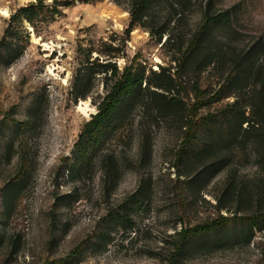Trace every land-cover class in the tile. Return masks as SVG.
<instances>
[{"label":"rangeland","instance_id":"374dc122","mask_svg":"<svg viewBox=\"0 0 264 264\" xmlns=\"http://www.w3.org/2000/svg\"><path fill=\"white\" fill-rule=\"evenodd\" d=\"M38 1L0 0V264H264V165L252 143L230 152L229 165L207 184L190 187L185 173L196 167L189 156L194 143L181 158L185 130L176 122L157 124L137 109L135 126L106 144L121 148L129 159L113 188L112 181H102L94 159L81 178L68 173L82 127L106 93L97 77L86 99H74V76L86 63L87 48L94 43L95 58L108 48L103 41L116 38L120 68L142 64L147 73L176 62L172 46L163 44L166 38L159 42L141 26L124 40L131 21L126 4L72 0L66 6V0H44L42 9L26 18L21 11ZM192 1L188 22L195 30L208 0ZM215 2V9L231 10L233 23L218 28L214 41L238 50L256 45V63L264 62V0ZM219 66L212 64L198 75L182 71L174 92L189 106L226 93L228 71ZM37 96L35 119L28 122ZM235 99L234 94L214 99L200 108L196 121L209 114L220 117ZM198 126L203 135L206 129ZM142 129L148 159L139 153ZM10 142L15 146L7 155ZM231 173L237 188L249 186L241 200L237 192H225ZM10 182L15 186L6 201ZM116 215L127 219L117 222ZM208 223L218 224L174 254L177 231Z\"/></svg>","mask_w":264,"mask_h":264},{"label":"trees","instance_id":"16d2710c","mask_svg":"<svg viewBox=\"0 0 264 264\" xmlns=\"http://www.w3.org/2000/svg\"><path fill=\"white\" fill-rule=\"evenodd\" d=\"M114 1L120 5L126 4L131 15L130 24L125 31L127 37H124V40L129 38L136 26L147 29L159 42L165 37L163 44L172 46L171 60L176 62L175 67H172L175 71L162 65L159 70L152 69L147 73L145 66L142 64L136 66L134 63L120 68L117 57L121 55L118 53V46L114 45L116 38L110 42L103 41L108 48L99 51L100 54L95 58L93 52L98 49H94L92 43V46L87 48L86 63L74 76L72 87L74 99L75 101L86 99L93 91L96 85L94 79L97 77H102L106 93L96 103L98 111L82 127L73 151L75 161L70 165L68 173L81 178L94 159L100 165L102 181L104 184L112 181L113 188L122 177L125 161L129 159L121 148L111 149V143L106 144L111 142L112 136L121 139L130 127L135 126L133 115L137 114L134 113L137 109L143 113V117L147 119L149 117L157 124L161 121H169L174 125L176 122L179 129L185 130L183 145L185 150L181 153V158L184 154H188L194 143L196 148L192 149L189 156L196 167L185 173L190 176L187 182L190 187H195L198 182L206 183L211 180L229 165L230 152L233 154L236 150L245 149L250 143L253 144L256 156L259 157L258 162L264 165V62L256 63L258 46L253 45L247 50H238L229 45L220 46L213 39L218 28L232 26L231 10L215 9L216 0H208L201 10L202 21L193 30L188 22L192 0H126V3L124 0ZM72 2L66 0L62 5L68 6ZM43 3L44 0L31 3L21 12L26 18L32 19V15L37 12L36 9H42ZM159 11H164L165 14L159 15ZM212 64H217L219 69L221 65L223 72L228 71L229 78L226 83L228 91L216 95L212 100L189 106L180 94L174 92L179 91L177 79L181 77L182 71L186 74L198 75ZM196 90V97L199 98L202 95L201 89L196 86ZM249 92H252L250 99L242 101L241 95H247ZM232 94L236 99L220 117L214 114L202 117L199 124L206 130L200 135L197 132L199 124L196 121L200 108L210 104L214 99L218 101L224 95ZM39 102L40 98L37 96L31 103L28 122L34 121ZM249 107L250 114H247L246 109ZM142 131L143 138L139 140V153L141 158L148 159L151 151L148 147V137L144 134L145 130ZM14 146L12 142L7 144V155L12 154ZM234 179L236 178L231 173L225 192L230 194L237 192L240 194L238 199L241 200V194L247 191L249 186L245 184L237 188ZM14 186V182L6 185V201L10 189ZM67 196L75 197L72 193ZM114 218L117 222L127 219L120 215ZM215 225L208 223L182 227L175 235L174 254H181L195 239L212 230Z\"/></svg>","mask_w":264,"mask_h":264}]
</instances>
